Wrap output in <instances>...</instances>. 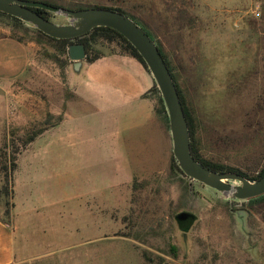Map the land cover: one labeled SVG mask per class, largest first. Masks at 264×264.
<instances>
[{
    "label": "rangeland",
    "instance_id": "rangeland-1",
    "mask_svg": "<svg viewBox=\"0 0 264 264\" xmlns=\"http://www.w3.org/2000/svg\"><path fill=\"white\" fill-rule=\"evenodd\" d=\"M47 1L68 9L120 8L134 18L167 59L190 114L198 154L227 167L223 171L240 170L251 178L261 172L264 0ZM48 18L57 24L74 21L51 11ZM0 33L33 42L48 63L28 65L4 92L9 117L0 133V216L10 223L11 185L1 166L17 158L28 135L60 119L75 67L60 65L64 56L56 42L28 22L15 25L0 16ZM93 49L111 54L119 47L98 39ZM18 66L0 65V80L18 76ZM151 96L160 126L143 167L141 151L130 147L127 133L107 136L88 116L83 137L68 129L71 118L68 126L51 130L54 144L46 147L44 134L20 158L22 170L13 173L19 186L35 152V190L44 207L24 215L25 223L14 220L18 249L24 252L14 264H264V196L234 199L179 173L172 165L166 109L155 90ZM128 170H135L133 179L123 182ZM46 174L50 179L42 178ZM68 174L70 183L63 189L61 179ZM182 211L194 215L188 229L175 217Z\"/></svg>",
    "mask_w": 264,
    "mask_h": 264
},
{
    "label": "crops",
    "instance_id": "crops-1",
    "mask_svg": "<svg viewBox=\"0 0 264 264\" xmlns=\"http://www.w3.org/2000/svg\"><path fill=\"white\" fill-rule=\"evenodd\" d=\"M43 61L33 42L20 41L9 34L0 33V65H19V72L16 74L18 76L8 78L5 83L0 80V133L5 132L4 124L9 117L5 106L7 96L4 92L13 81L24 76L28 65H48ZM65 65H74L75 69L68 78L71 94L64 100L61 118L44 127L18 153L15 175L22 170L20 158L33 151L36 141L47 134L44 145L49 147L51 143L54 144L51 130L66 126L71 118L73 123L70 126L67 125L68 129L80 132L83 137L82 133L89 127L83 122L84 117L87 116L94 121L93 124L99 125L100 131L105 132L107 136L117 131L127 133L126 140L130 147L141 151L139 167L145 166V159L150 158L153 135L160 126L154 110V99L151 96L154 79L149 69L134 56L120 52L105 54L93 61H87L85 58L67 59ZM1 107H3L4 115H2ZM34 155L35 152H31L30 158L33 159L30 165H24L26 174L25 179L20 180V186L17 176L14 177L12 222L9 223L0 216V264H14L23 260V248L18 249L16 242L14 220L25 223L27 220L21 219L24 215L31 217L39 212V207H44V201L41 200L37 189L35 190L39 163ZM146 164H149V161ZM134 174L135 170L126 171L123 182L131 181ZM49 177V174H46L42 178L50 179ZM61 180L64 189L65 184L70 183L69 174L63 175ZM41 201L42 204H40Z\"/></svg>",
    "mask_w": 264,
    "mask_h": 264
},
{
    "label": "water",
    "instance_id": "water-1",
    "mask_svg": "<svg viewBox=\"0 0 264 264\" xmlns=\"http://www.w3.org/2000/svg\"><path fill=\"white\" fill-rule=\"evenodd\" d=\"M34 8L64 14L74 21L57 24L42 16ZM0 11L28 22L44 34L57 39L75 41L98 26L116 30L137 50L154 78L168 115L173 155L184 175L234 199L244 200L264 194V173L258 179L250 180L236 171L212 170L192 156L188 123L169 68L156 43L131 17L107 7L68 9L40 0H0ZM85 56L86 50L82 43L73 42L68 46L70 60H81ZM231 181H238L240 184L232 185ZM175 217L183 229H188L195 219L192 213L186 211L177 213Z\"/></svg>",
    "mask_w": 264,
    "mask_h": 264
},
{
    "label": "trees",
    "instance_id": "trees-1",
    "mask_svg": "<svg viewBox=\"0 0 264 264\" xmlns=\"http://www.w3.org/2000/svg\"><path fill=\"white\" fill-rule=\"evenodd\" d=\"M40 1H44L46 3L59 6L55 2H50V1H47V0H40ZM100 7H107V8L115 9V10H118V11H120V12L128 15L126 12H124L120 8H114V7H108V6H100ZM75 9H80V8H75ZM34 10H36L38 13H40L45 18H48L49 11H47L45 9H41V8H34ZM0 16H6V17H8L9 19H11V20L14 21V24L15 25L23 23V21L20 20L19 18L14 17V16H11V15H8V14L3 13L1 11H0ZM129 17H131V16H129ZM132 19L134 21H136L134 18H132ZM143 29L147 32V30L144 27H143ZM148 35L150 36L149 33H148ZM9 36L14 37V38H16L17 40H20V41L23 40L21 37H17V36H15L12 33H9ZM46 36L49 39H51L54 42H56V44H57V47H56L57 50L62 54V56H64V61L61 60V63H63V64L60 63V65H65L66 64L67 59H68L67 58L68 57V46L71 43H73V42H79V43H82L85 46V50H86L85 59L87 61H93L96 58L105 55V54H101V53H98V52L93 53V50H94L93 49V43L96 42L98 39H102V40H105V41H108V42H115L116 45L119 47V50L117 52L126 53V54H129V55L134 56L135 58H137L144 65V67L147 68V66H146L145 62L143 61L142 57L139 55V53L137 52V50L132 46V44L123 35H121L116 30H114V29H112L110 27H106V26H98V27H95V28L91 29L88 33H86V34L82 35L81 37L77 38L75 41L70 40V39H57V38L50 37L48 35H46ZM152 40H153V38H152ZM156 45H157L159 51L161 52V55L163 56V58H164V60H165V62L167 64V66L169 68V71H170V73L172 75L173 81H174V83L176 85V88H177V91L179 93V97H180V100H181V103H182V107H183V110H184V113H185V117H186V120H187V123H188V127H189V133H190V150H191L192 156L197 161H199L201 164H203L205 167H208V168H210L212 170H215V171H223V169H225L227 167H224L223 165H219V164H216V163H212V162H210V161L202 158L198 154L197 150L195 149L194 142H193V136H192V127H191L190 114H189V112L187 111V109L185 107L183 98L181 96V93L179 91V88L177 86V83H176V81L174 79V76L172 74L171 68L169 67V64L167 62V59H166L164 53L162 52L161 48L159 47V45L157 43H156ZM153 90H155L159 94V102L161 103V105L163 107V110H165V106L163 104V100L161 98V95H160L159 90H158V88H157L156 85H153L152 86L151 92ZM60 118H61V116H60ZM41 131L42 130L34 131L30 135H28V137H27L26 141L24 142V145H23V147L21 149L25 148V146L30 141H32ZM21 149H18L17 152L20 153ZM172 165L174 166V168L179 173H181V174L184 175V173L179 168L178 164L176 163V161L174 160L173 157H172ZM16 166H17V164H16V157L15 156L10 159L8 165L6 164V165H2L1 166L2 174H3L4 179H7V176L9 178L10 185H11V194L13 193V181H14L13 173H14V171L16 169ZM228 171H231V168ZM232 171L239 172V173H241L242 175H244L245 177H247L250 180H255V179H258L259 177H261V175L264 173V168L261 170V172L258 173V175L256 176V178H251L249 175H247L246 173H244V172H242L240 170H232ZM261 196L263 197L264 194H262Z\"/></svg>",
    "mask_w": 264,
    "mask_h": 264
}]
</instances>
